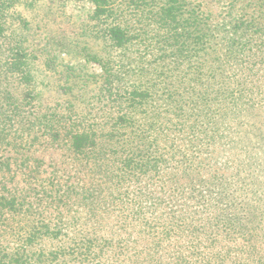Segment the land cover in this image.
<instances>
[{
    "label": "trees",
    "instance_id": "trees-1",
    "mask_svg": "<svg viewBox=\"0 0 264 264\" xmlns=\"http://www.w3.org/2000/svg\"><path fill=\"white\" fill-rule=\"evenodd\" d=\"M83 1L92 5L81 23L92 48L80 52L101 70L82 83L90 107L68 101L47 132L13 131L20 140L6 146L65 147L86 172L72 182L21 172L20 188L0 179V264H102L124 250L130 264H264L253 181L243 179L237 195L210 170L247 117L264 116V0ZM4 50L13 61L5 73L29 90L25 57L10 43ZM164 209L169 223H153ZM114 236L118 253L99 256Z\"/></svg>",
    "mask_w": 264,
    "mask_h": 264
},
{
    "label": "rangeland",
    "instance_id": "rangeland-1",
    "mask_svg": "<svg viewBox=\"0 0 264 264\" xmlns=\"http://www.w3.org/2000/svg\"><path fill=\"white\" fill-rule=\"evenodd\" d=\"M211 7L214 11L215 6ZM91 11L92 5L83 0H0V23L7 31V36L0 39V179L6 180V187L12 185L20 188L23 185L20 180L24 177L21 172L30 170L38 178L56 177L69 182L76 177L82 178L86 172L77 162H73L65 147L57 148L36 141L19 147L6 144L19 142L13 131H37L40 136L43 131L47 132L60 119V115L55 117L58 110L67 109L68 101L79 107H90L88 101L91 93L83 92L82 83L88 77L101 73L99 65L85 62L80 52L82 48H92L86 47L87 41L81 30V23L86 21ZM17 37L23 38L22 46H18ZM9 43L12 48L20 49L26 59L20 68L23 73L29 72V75L24 74L33 83L29 90L25 88L30 85L28 80L22 87L18 85L17 77L5 73L4 66L13 62H9L11 52L4 50ZM79 52L81 57L77 55ZM69 66L74 71L70 72V77H65L64 69ZM5 75H8V81L3 80ZM64 86L69 88L65 89ZM219 152L220 149L210 159L211 172L223 177L230 187L234 183L237 195H243V179L253 181L252 192L255 193L252 195L260 197L264 205V116L247 117L236 145L232 149H224L223 157L216 159ZM12 180L18 184H12ZM168 214L166 210L165 216L153 223L166 226L169 223ZM103 223L108 225V220H103ZM101 228V244L110 242L106 240L109 239L107 226ZM123 237L126 239L127 233H123L121 239ZM121 239L114 236L112 245L100 253L95 240L92 247L94 254L118 253L116 246ZM50 245L45 244L47 248ZM60 245L65 247L66 241L53 242L51 248ZM131 254V251L124 250L117 260L103 258L102 264H130L133 259Z\"/></svg>",
    "mask_w": 264,
    "mask_h": 264
}]
</instances>
